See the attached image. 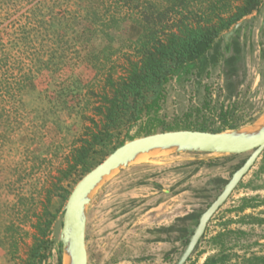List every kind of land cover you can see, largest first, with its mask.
<instances>
[{
	"label": "rangeland",
	"instance_id": "374dc122",
	"mask_svg": "<svg viewBox=\"0 0 264 264\" xmlns=\"http://www.w3.org/2000/svg\"><path fill=\"white\" fill-rule=\"evenodd\" d=\"M259 8L244 18L237 30L232 27L219 40L222 56L218 64H211L209 71L198 76L173 81L164 110L170 127L201 123L220 127L229 122L240 128L264 118V1ZM231 32L234 35L226 45ZM76 73L83 78L91 75L84 67ZM36 87L24 97L16 121H0V264H22L17 257L28 258L19 239L33 247L31 234L36 231L31 227L35 221L31 215L35 209L43 211L47 203L44 188L52 180L50 176L58 177L57 168L82 131L77 115L50 112L43 95L51 88L46 77ZM249 155L161 154L145 157L113 174L95 192L89 206V264H104L109 257L105 247L115 248L121 240H125L124 253L112 264H178L200 216ZM263 165L264 153L211 219L206 238L185 264H203L214 253L208 239L228 222L227 227L249 233L245 240L249 249L236 248L233 263L241 262L244 255H264ZM30 166L33 169L27 176ZM243 199L259 206L241 211ZM65 203L56 197L49 205L60 213L50 234L53 244L49 257L38 264H59L63 256L59 236ZM13 239L19 245L17 253Z\"/></svg>",
	"mask_w": 264,
	"mask_h": 264
},
{
	"label": "trees",
	"instance_id": "16d2710c",
	"mask_svg": "<svg viewBox=\"0 0 264 264\" xmlns=\"http://www.w3.org/2000/svg\"><path fill=\"white\" fill-rule=\"evenodd\" d=\"M263 1L0 0V121H16L24 97L46 77L51 88L43 95L50 112L77 115L82 122L58 177L50 176L44 188L43 211L31 215L33 247L19 239L28 256L17 257L22 264H38L52 247L50 234L60 213L50 208L53 200L66 201L71 185L127 141L159 131L238 127L229 122L170 127L164 110L173 81L218 64L219 40ZM80 67L91 75H77ZM28 169L30 176L33 168ZM243 201L241 211L259 206ZM228 225L208 239L214 253L203 264H264V255L254 254L232 262L236 248L249 249V233Z\"/></svg>",
	"mask_w": 264,
	"mask_h": 264
},
{
	"label": "water",
	"instance_id": "95a60500",
	"mask_svg": "<svg viewBox=\"0 0 264 264\" xmlns=\"http://www.w3.org/2000/svg\"><path fill=\"white\" fill-rule=\"evenodd\" d=\"M203 153L238 155L250 153L220 195L202 214L178 264H185L204 236L207 226L264 153V118L244 127L222 132L181 129L161 131L127 141L76 184L63 208L59 243L62 264H89L87 250L88 210L95 192L110 177L145 157L161 154ZM49 257V254L46 258Z\"/></svg>",
	"mask_w": 264,
	"mask_h": 264
},
{
	"label": "flooded vegetation",
	"instance_id": "af4514ba",
	"mask_svg": "<svg viewBox=\"0 0 264 264\" xmlns=\"http://www.w3.org/2000/svg\"><path fill=\"white\" fill-rule=\"evenodd\" d=\"M239 26H240V23L239 24H237L236 26H235V30H237L238 28H239ZM232 35H234V32H231V33H229L226 37V39H225V43H227L226 45H230V39L232 38ZM205 212V211H204ZM203 214V213H202ZM202 216V215H201ZM201 216H200V218H201ZM200 220V219H199ZM198 226V225H197ZM197 228V227H196ZM195 228V229H196ZM195 229L193 230V233H194V231H195ZM193 235V234H192ZM192 237V236H191ZM191 239V238H190ZM123 241H125V240H121V241H117V245H116V247L115 248H113L115 245H112V246H109V245H107L106 247H105V249H104V252H106V254H108L109 255V257H108V259L107 260H105L103 263L104 264H112V260L114 259L115 260V258H118L119 256H120V253H124V250L122 251V248H123V245H124V243L125 242H123ZM190 242V241H189ZM189 244V243H188ZM121 251V252H120ZM118 260H119V258H118ZM129 262H131V260H129ZM155 263V262H154Z\"/></svg>",
	"mask_w": 264,
	"mask_h": 264
}]
</instances>
